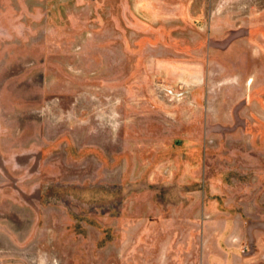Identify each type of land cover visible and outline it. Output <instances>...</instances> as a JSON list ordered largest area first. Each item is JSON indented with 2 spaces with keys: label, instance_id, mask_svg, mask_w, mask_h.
<instances>
[{
  "label": "rangeland",
  "instance_id": "1",
  "mask_svg": "<svg viewBox=\"0 0 264 264\" xmlns=\"http://www.w3.org/2000/svg\"><path fill=\"white\" fill-rule=\"evenodd\" d=\"M0 264H264V0H0Z\"/></svg>",
  "mask_w": 264,
  "mask_h": 264
}]
</instances>
